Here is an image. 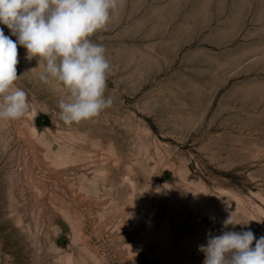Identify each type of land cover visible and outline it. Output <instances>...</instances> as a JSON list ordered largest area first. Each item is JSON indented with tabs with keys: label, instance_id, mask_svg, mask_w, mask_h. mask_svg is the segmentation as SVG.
I'll return each mask as SVG.
<instances>
[{
	"label": "rangeland",
	"instance_id": "1",
	"mask_svg": "<svg viewBox=\"0 0 264 264\" xmlns=\"http://www.w3.org/2000/svg\"><path fill=\"white\" fill-rule=\"evenodd\" d=\"M90 39L112 104L71 125L18 45L0 264H203L209 233L264 236V0H122Z\"/></svg>",
	"mask_w": 264,
	"mask_h": 264
},
{
	"label": "clouds",
	"instance_id": "2",
	"mask_svg": "<svg viewBox=\"0 0 264 264\" xmlns=\"http://www.w3.org/2000/svg\"><path fill=\"white\" fill-rule=\"evenodd\" d=\"M122 0H0V121L21 119L29 111L26 92L15 86L18 80V45L27 58L43 62L39 79L55 81L65 97L58 101L59 118L66 124L91 120L112 104L105 97L110 62L102 44L90 37L106 29ZM238 223L232 215L223 227ZM255 242V243H254ZM254 244V246H253ZM203 264H264V236L251 230L222 231L207 236L198 246Z\"/></svg>",
	"mask_w": 264,
	"mask_h": 264
}]
</instances>
